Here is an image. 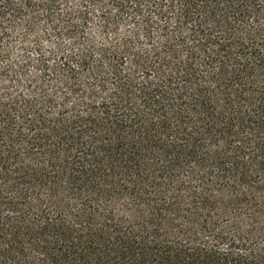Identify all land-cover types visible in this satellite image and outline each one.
Here are the masks:
<instances>
[{
	"label": "trees",
	"instance_id": "16d2710c",
	"mask_svg": "<svg viewBox=\"0 0 264 264\" xmlns=\"http://www.w3.org/2000/svg\"><path fill=\"white\" fill-rule=\"evenodd\" d=\"M0 264H264V0H0Z\"/></svg>",
	"mask_w": 264,
	"mask_h": 264
}]
</instances>
